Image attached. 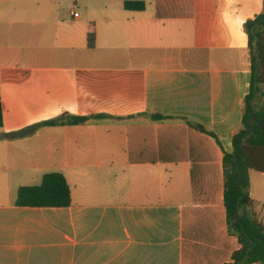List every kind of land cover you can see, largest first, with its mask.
<instances>
[{
  "label": "crops",
  "instance_id": "0c3cea01",
  "mask_svg": "<svg viewBox=\"0 0 264 264\" xmlns=\"http://www.w3.org/2000/svg\"><path fill=\"white\" fill-rule=\"evenodd\" d=\"M125 1L0 0V264H224L238 248L222 158L249 91L245 23L263 0ZM156 113L220 145L186 120L137 116ZM64 114L105 116L6 137ZM51 172L70 206L15 205ZM249 193L264 225V173L250 172Z\"/></svg>",
  "mask_w": 264,
  "mask_h": 264
},
{
  "label": "trees",
  "instance_id": "16d2710c",
  "mask_svg": "<svg viewBox=\"0 0 264 264\" xmlns=\"http://www.w3.org/2000/svg\"><path fill=\"white\" fill-rule=\"evenodd\" d=\"M124 8L130 11L145 9L143 1L128 0ZM250 56L249 91L244 98L240 129L232 137V149H223L224 206L228 233L238 242L229 262L224 264H264V225L253 210L254 200L249 193L250 172L264 173V0L263 10L253 19L246 21ZM95 45L93 33L87 36L88 48ZM105 115L61 117L31 125L6 134L7 138L29 136L44 125L84 124L91 118ZM151 122H163L182 117L163 114H139ZM137 116H130L135 119ZM186 122L197 131L216 136L203 126ZM3 126V111L0 103V127ZM15 205L20 207H68L71 205V190L62 173L51 172L42 177L40 184L21 186L17 191Z\"/></svg>",
  "mask_w": 264,
  "mask_h": 264
}]
</instances>
